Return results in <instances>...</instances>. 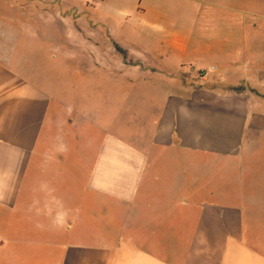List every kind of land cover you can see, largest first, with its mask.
I'll return each mask as SVG.
<instances>
[{
    "label": "crops",
    "instance_id": "crops-1",
    "mask_svg": "<svg viewBox=\"0 0 264 264\" xmlns=\"http://www.w3.org/2000/svg\"><path fill=\"white\" fill-rule=\"evenodd\" d=\"M0 264H264V0H0Z\"/></svg>",
    "mask_w": 264,
    "mask_h": 264
},
{
    "label": "rangeland",
    "instance_id": "rangeland-1",
    "mask_svg": "<svg viewBox=\"0 0 264 264\" xmlns=\"http://www.w3.org/2000/svg\"><path fill=\"white\" fill-rule=\"evenodd\" d=\"M90 1H93V3L99 2L98 0H88V3ZM66 72H67V74H69L68 73L69 72L68 70L67 71H64L63 72L64 73V76H65ZM83 73H85V74H83V77L85 75L87 77V76H89V74L91 73V71H83ZM59 76L60 75H59V71L58 70H56V69H52L51 70V80H52V82L58 81ZM79 76H80V74H79ZM60 77H63V76H60ZM51 88H52V92H57V90L59 89V87L57 85H52ZM65 88H67V89L75 88V89H78L79 91H81V93H83V94L84 93H89L90 90H92V88L90 86L89 87H87V86L65 87ZM72 90H74V89H72ZM57 141H58V139H57ZM25 232H26L25 230L24 231H19L18 234L15 235V237L21 238L24 241L23 243H21V244H15V245H12V246H8L6 248H8V249H10V248L11 249H16V251L18 250L19 252H23L25 254L31 253V250H32L33 247L27 245V242L30 239H28L27 236H25Z\"/></svg>",
    "mask_w": 264,
    "mask_h": 264
},
{
    "label": "built area",
    "instance_id": "built-area-1",
    "mask_svg": "<svg viewBox=\"0 0 264 264\" xmlns=\"http://www.w3.org/2000/svg\"><path fill=\"white\" fill-rule=\"evenodd\" d=\"M98 1H101V0H98Z\"/></svg>",
    "mask_w": 264,
    "mask_h": 264
}]
</instances>
